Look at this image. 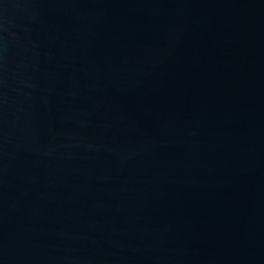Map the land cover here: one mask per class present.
Segmentation results:
<instances>
[{"label": "water", "instance_id": "water-1", "mask_svg": "<svg viewBox=\"0 0 264 264\" xmlns=\"http://www.w3.org/2000/svg\"><path fill=\"white\" fill-rule=\"evenodd\" d=\"M0 264H264V0H0Z\"/></svg>", "mask_w": 264, "mask_h": 264}]
</instances>
